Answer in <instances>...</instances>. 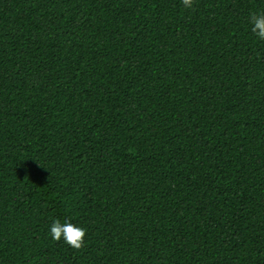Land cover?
Masks as SVG:
<instances>
[{"label":"trees","instance_id":"1","mask_svg":"<svg viewBox=\"0 0 264 264\" xmlns=\"http://www.w3.org/2000/svg\"><path fill=\"white\" fill-rule=\"evenodd\" d=\"M260 12L0 0V264H264Z\"/></svg>","mask_w":264,"mask_h":264},{"label":"clouds","instance_id":"2","mask_svg":"<svg viewBox=\"0 0 264 264\" xmlns=\"http://www.w3.org/2000/svg\"><path fill=\"white\" fill-rule=\"evenodd\" d=\"M181 2L185 8H193L195 4V0H181ZM249 23L252 25L251 31L255 36L264 40V12L250 14ZM50 234L57 242L63 239L73 249L80 250L85 247L87 229L68 221L61 224L59 220H55L50 228Z\"/></svg>","mask_w":264,"mask_h":264}]
</instances>
